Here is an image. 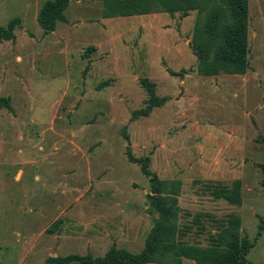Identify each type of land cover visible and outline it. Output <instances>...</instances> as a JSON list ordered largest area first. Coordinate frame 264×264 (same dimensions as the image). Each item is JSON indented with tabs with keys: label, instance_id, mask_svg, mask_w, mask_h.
<instances>
[{
	"label": "rangeland",
	"instance_id": "374dc122",
	"mask_svg": "<svg viewBox=\"0 0 264 264\" xmlns=\"http://www.w3.org/2000/svg\"><path fill=\"white\" fill-rule=\"evenodd\" d=\"M44 1L0 0V26L20 19L0 42V264H42L72 245L93 258L108 245L140 252L156 215L128 146L181 181L182 240L207 246L229 215L253 240L264 220V0H248L246 73L208 78L189 47L196 12L102 20L101 0H70L52 36L35 20ZM143 78L169 101L129 122L147 99ZM237 180L240 205L210 198L209 182ZM78 234L85 244L60 238ZM247 258L264 264V232Z\"/></svg>",
	"mask_w": 264,
	"mask_h": 264
},
{
	"label": "trees",
	"instance_id": "16d2710c",
	"mask_svg": "<svg viewBox=\"0 0 264 264\" xmlns=\"http://www.w3.org/2000/svg\"><path fill=\"white\" fill-rule=\"evenodd\" d=\"M70 0H45L36 16L37 24L49 33L57 24L66 23L65 10ZM101 18H128L150 14H168L181 17L196 12L189 47L196 57V73L203 77L244 75L248 68V0H101ZM20 19L0 26V42L13 41ZM167 72L176 76L171 70ZM107 81L101 86H107ZM147 93L144 106L131 112L130 122L148 117L154 108L162 107L166 97L156 95L155 84L148 79L140 80ZM128 141V135L123 132ZM127 160L137 164L141 173L149 180L150 191L146 194L149 213L156 215L138 253L126 249L110 248L102 257L90 255H68L51 257L44 264H183V259L195 264H253L247 258L250 250L264 232V220L258 224L253 240L242 237L241 218L229 215L221 223L215 236L207 246L190 244L181 239L182 230L178 224L180 208L178 196L180 180H162L149 169V157H133L129 146ZM214 200H223L230 205H240L241 182L234 181L231 187L212 183L208 185ZM62 223L56 220L47 232L53 234Z\"/></svg>",
	"mask_w": 264,
	"mask_h": 264
},
{
	"label": "crops",
	"instance_id": "0c3cea01",
	"mask_svg": "<svg viewBox=\"0 0 264 264\" xmlns=\"http://www.w3.org/2000/svg\"><path fill=\"white\" fill-rule=\"evenodd\" d=\"M68 8V7H67ZM67 10V9H66ZM66 12V11H65ZM36 16H37V12H36V14H35V20H36ZM145 16H147V15H145ZM128 18H130V17H128ZM131 18H135V16H132ZM67 19V18H66ZM102 20H110L111 18H109V19H103V18H101ZM60 24H62V23H60ZM57 27V26H56ZM41 28V27H40ZM42 29V28H41ZM56 29V28H55ZM75 29H78V28H76L75 27ZM43 30V29H42ZM54 32V33H53ZM49 33H53L52 34V36L55 34V30L54 31H52V32H49ZM49 33H45L44 32V30H43V34H45V35H48ZM51 42V41H50ZM169 74V73H168ZM197 74V73H196ZM199 76V75H198ZM230 76H238V75H230ZM201 77H203V76H201ZM205 78H208V77H205ZM107 81V83L109 82V80H105V81H101V83H99V85H98V90L100 91L101 89H103V88H105V87H101V84L103 83V82H106ZM151 82V81H150ZM152 83H154V82H152ZM180 83L181 84H184V81L183 80H180ZM109 84V83H108ZM108 84H107V86H108ZM155 84V89H157V85H156V83H154ZM101 87V88H100ZM158 90V89H157ZM156 93H157V91H156ZM103 94H104V92H103ZM158 95V94H157ZM160 97H166L168 100H167V102L169 101V98L167 97V95H160ZM166 102V103H167ZM165 103V104H166ZM164 104V105H165ZM163 105V106H164ZM162 106V107H163ZM161 108V107H160ZM130 119V118H129ZM130 122V121H129ZM134 122V121H133ZM228 174V173H227ZM218 180H219V178H217ZM216 179V180H217ZM214 183V182H213ZM208 184H212V182H209ZM209 194H210V192H209ZM210 198L212 199V200H214L211 196H210ZM214 201H218V200H214ZM61 220V219H60ZM50 234V233H49ZM79 235L80 234H78V236H73V237H70V235H66V236H61L60 238H61V240L62 241H67V240H74V238L77 240V242H80L81 243V240L83 241V243L85 244V238H82V237H79ZM83 243H81V244H83ZM94 243H98V245H96V246H104L105 244H106V242H104L103 241V239L101 238V239H99L98 241H95ZM91 244H93V243H91ZM83 246V245H82ZM76 246L75 245H72L71 247H68V248H66V249H73V251L74 252H72V253H70V254H66V256H68V255H79V256H86L87 254H89V253H92L91 252V248H89L86 244H85V247H82V248H78V246L75 248ZM108 249H109V245L107 246V248L104 250V253H103V255L102 256H104V254L108 251ZM43 249L42 250H40V251H38L36 254H37V257H40V255L41 254H43ZM54 253V251H51L49 254H48V256L49 257H47V258H51V257H53V258H55V257H62V256H52V254ZM56 253V252H55ZM66 256H63V257H66ZM102 256H100V257H102ZM46 258V259H47ZM24 259V258H23ZM22 259V260H23ZM45 259V260H46ZM44 260V261H45ZM42 264H44V262L42 263ZM73 264V263H72ZM183 264H195V262H193V261H191V260H187V259H183Z\"/></svg>",
	"mask_w": 264,
	"mask_h": 264
}]
</instances>
